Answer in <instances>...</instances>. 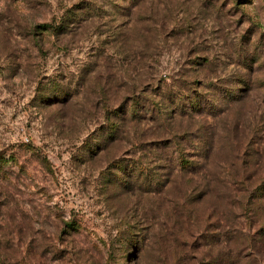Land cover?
<instances>
[{"label":"rangeland","instance_id":"1","mask_svg":"<svg viewBox=\"0 0 264 264\" xmlns=\"http://www.w3.org/2000/svg\"><path fill=\"white\" fill-rule=\"evenodd\" d=\"M193 93L197 116L93 147L128 99ZM162 143V187L118 186L110 164ZM0 264H264V0H0Z\"/></svg>","mask_w":264,"mask_h":264},{"label":"trees","instance_id":"2","mask_svg":"<svg viewBox=\"0 0 264 264\" xmlns=\"http://www.w3.org/2000/svg\"><path fill=\"white\" fill-rule=\"evenodd\" d=\"M126 4H134L137 2V0H123ZM78 9L80 11H78ZM78 9H70L65 11L64 15L61 17L60 22L57 25L51 26V25H39L34 27V30L37 32L36 35H43L45 33H50L54 35H60L66 32H70V28L72 24L74 23H81L87 20V18L92 17L90 16L92 10L89 5H85L81 8ZM41 92V90H40ZM63 96H67L68 94L62 93V89L60 87H56V85H47L46 88L42 89V92L38 95L37 99L39 103L41 104H49L52 103L51 100L54 98H62ZM61 96V97H60ZM195 96L196 98H194ZM134 98H131L130 100L128 99L127 105L128 106H121L123 111L120 120L116 121L117 124L113 122V119L111 118V123L109 125V117L107 118L108 120V126L106 128L100 129L103 135V141L102 145L100 144H94L93 147H96V150H101L103 146H105V142L107 141H113L117 138L118 132H121L123 127L126 128L125 131L127 130V127L129 124H136L139 123L142 118H146L151 122H159L161 124H165V126H168L169 122L173 120V116H184V117H193L197 116L200 113V107H202L200 103V97L198 95H195L193 93L191 96L186 97L185 99L183 98H174L170 99L169 98V103H167L169 106H163L162 108L157 109V104L154 105L153 103H148V101H144L143 107L139 105L141 102L136 103L133 102ZM145 100V99H144ZM120 107V108H121ZM125 107V108H124ZM147 108L146 112L144 113L143 117H138V113L135 110L139 108ZM161 107V106H160ZM119 110V109H117ZM117 110L113 111V117L118 120L117 117L119 115L117 114ZM138 117V120H137ZM107 125V124H106ZM173 144H177L176 147L178 148L180 146L179 141H171ZM170 142V143H171ZM140 144V142L138 143ZM153 150L152 151V157H150L151 164H158V163H165L164 167H159L158 165L155 167L159 168L161 170L166 171L168 174L173 170L174 166L171 165L170 158L166 156L165 150L166 146L162 143L161 145H151ZM174 147V146H173ZM141 151V150H140ZM154 152V153H153ZM175 152V151H174ZM174 154V153H173ZM183 152L181 151L180 154H178L174 159L178 160V167L179 171H189L190 169H193L194 167L188 166V162L185 160L183 157ZM143 156V155H142ZM143 158H146V155L143 156ZM143 160L141 159H125V160H116L112 164H110V169H116L120 173V177L116 181L118 186H122L123 188H127L130 184L128 180H134L135 184H137V187L140 188L141 190H145L146 192H150L151 190H154L156 188L162 187V178L167 177L168 174L165 173L159 174V175H154L158 170L155 172L150 171L152 170L151 168H148L149 166L144 167ZM152 172V173H151ZM159 172V171H158ZM151 178V179H150ZM166 179H164L163 182H165ZM111 181L110 184H114ZM135 186V185H134ZM147 186L151 187V190H147ZM127 244L134 245V242L132 240H128Z\"/></svg>","mask_w":264,"mask_h":264}]
</instances>
